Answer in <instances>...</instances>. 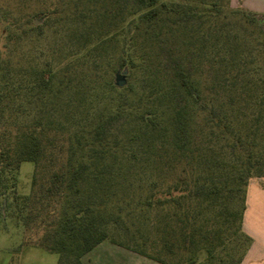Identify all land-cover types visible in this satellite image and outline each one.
<instances>
[{
	"label": "trees",
	"instance_id": "obj_1",
	"mask_svg": "<svg viewBox=\"0 0 264 264\" xmlns=\"http://www.w3.org/2000/svg\"><path fill=\"white\" fill-rule=\"evenodd\" d=\"M72 1L0 8V182L34 165L31 194L7 206L56 264L105 241L160 264H240L248 180L264 177V26L250 44L228 29L231 0ZM113 57L140 71L132 101L104 78Z\"/></svg>",
	"mask_w": 264,
	"mask_h": 264
},
{
	"label": "rangeland",
	"instance_id": "obj_2",
	"mask_svg": "<svg viewBox=\"0 0 264 264\" xmlns=\"http://www.w3.org/2000/svg\"><path fill=\"white\" fill-rule=\"evenodd\" d=\"M45 0H0L1 9H9L18 15L30 16L39 9ZM120 4H130V0H117ZM74 1L59 0L60 6L71 8ZM235 0L230 1L229 6L222 10L224 15V23L228 29H236L244 36L245 40L252 43V39L258 35L264 26V20L258 18H250ZM69 11V10H68ZM248 11V10H247ZM251 12V11H249ZM253 13V12H252ZM17 15V16H18ZM20 17V16H18ZM38 18H31V21ZM2 23L0 21V47L3 44ZM116 51V48H114ZM113 50V49H112ZM115 57L109 58L107 63L104 59L102 62V70L104 78L113 84L114 74L117 70L123 68H113L116 64ZM175 64L172 59L168 58L165 66L166 69L174 68ZM127 68L126 85L117 88L121 95L125 96L129 101L136 99L140 94V89L144 85V81L139 69L132 72ZM176 102L181 104L180 91H176ZM118 125V123H117ZM34 165L31 162H22L17 171L15 186L11 189V182L1 177L0 194V264H56L57 255L49 253L35 246L40 231L35 229H25L23 227V214L16 209L7 205L13 203L14 199L27 197L32 192V174ZM258 177L248 180L247 186L256 187L254 184ZM257 182V181H256ZM262 189L263 184H261ZM247 190V189H246ZM84 264H160L154 260L138 255L137 253L114 245L110 242H102L96 246L91 252L85 254L82 258Z\"/></svg>",
	"mask_w": 264,
	"mask_h": 264
},
{
	"label": "crops",
	"instance_id": "obj_3",
	"mask_svg": "<svg viewBox=\"0 0 264 264\" xmlns=\"http://www.w3.org/2000/svg\"><path fill=\"white\" fill-rule=\"evenodd\" d=\"M235 1L248 11L264 16V0ZM253 183L260 184L247 186L242 221V230L251 243L240 264H264V189L261 187L263 184L264 188V177L257 178Z\"/></svg>",
	"mask_w": 264,
	"mask_h": 264
},
{
	"label": "water",
	"instance_id": "obj_4",
	"mask_svg": "<svg viewBox=\"0 0 264 264\" xmlns=\"http://www.w3.org/2000/svg\"><path fill=\"white\" fill-rule=\"evenodd\" d=\"M35 25H38L41 21L38 19L33 21ZM126 75H127V68H123V70H117L114 74V86L117 88L125 87L126 85Z\"/></svg>",
	"mask_w": 264,
	"mask_h": 264
}]
</instances>
